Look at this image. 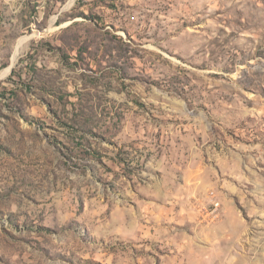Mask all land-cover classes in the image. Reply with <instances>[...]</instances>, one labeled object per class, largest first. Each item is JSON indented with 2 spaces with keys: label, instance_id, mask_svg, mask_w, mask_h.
<instances>
[{
  "label": "rangeland",
  "instance_id": "obj_1",
  "mask_svg": "<svg viewBox=\"0 0 264 264\" xmlns=\"http://www.w3.org/2000/svg\"><path fill=\"white\" fill-rule=\"evenodd\" d=\"M0 264H264V0H0Z\"/></svg>",
  "mask_w": 264,
  "mask_h": 264
},
{
  "label": "bare ground",
  "instance_id": "obj_2",
  "mask_svg": "<svg viewBox=\"0 0 264 264\" xmlns=\"http://www.w3.org/2000/svg\"><path fill=\"white\" fill-rule=\"evenodd\" d=\"M26 43V40L19 42L17 45V52H16V57L20 54L21 49L23 48L24 44ZM11 70V69H10ZM8 72V71H7Z\"/></svg>",
  "mask_w": 264,
  "mask_h": 264
},
{
  "label": "built area",
  "instance_id": "obj_3",
  "mask_svg": "<svg viewBox=\"0 0 264 264\" xmlns=\"http://www.w3.org/2000/svg\"><path fill=\"white\" fill-rule=\"evenodd\" d=\"M214 205L218 208L220 204H214Z\"/></svg>",
  "mask_w": 264,
  "mask_h": 264
}]
</instances>
